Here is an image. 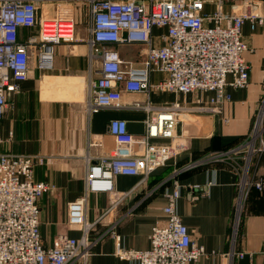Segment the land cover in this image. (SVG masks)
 <instances>
[{"label":"crops","instance_id":"1","mask_svg":"<svg viewBox=\"0 0 264 264\" xmlns=\"http://www.w3.org/2000/svg\"><path fill=\"white\" fill-rule=\"evenodd\" d=\"M254 8L255 13L264 14V4ZM90 23L88 15L75 26V42L55 46L51 70H32L16 91L6 93L0 118V153L37 154L44 159L33 172L35 180L52 186L37 202L43 245L52 246L63 234L80 236L79 229L67 224V204L85 196L86 218L94 224L85 264H137L116 256L117 244L148 249L152 226L165 221V194L179 185L176 210L192 241L205 250L189 264H264V145L255 150L260 137L264 143V129L250 139L260 113L259 127H264V22L246 20L242 25V40L250 49L244 53L250 67L248 85L227 86L230 99L217 112L180 116L175 134L183 148L143 180L140 175H115L110 194L86 189L85 154L92 135L100 136L104 149L91 151L102 153L114 146L107 128L112 118L126 120L128 131L136 136L145 133L146 113L135 103L163 106L175 100L195 104L200 99L206 104L212 93L123 92L122 107L90 110L86 84L99 67L98 60L88 58ZM27 33L22 29L21 39ZM163 33V28L153 29L155 43H160ZM108 46L118 51L122 61L141 60L146 52L141 42ZM162 76L152 72L150 81L155 83ZM236 147L240 148L234 157L227 155ZM258 182L261 189L255 186ZM123 192H127L123 198L115 197Z\"/></svg>","mask_w":264,"mask_h":264},{"label":"built area","instance_id":"2","mask_svg":"<svg viewBox=\"0 0 264 264\" xmlns=\"http://www.w3.org/2000/svg\"><path fill=\"white\" fill-rule=\"evenodd\" d=\"M42 1L0 0V118L6 93L16 91L32 70H51L55 46L76 40L74 15L69 8L58 9L52 15L39 14ZM86 1L91 20L88 58L99 61L96 77L89 78L86 84L90 110L122 107L123 92L212 93L206 104L200 99L195 104L175 100L163 106L135 103L146 113L145 133L136 136L128 131L126 120L112 118L107 128L114 146L102 153L91 151L104 149L100 136L92 135L88 141L90 151L85 154L86 189L110 194L115 175H140L143 180L156 168L166 166L183 148L175 134L180 116L217 112L230 99L227 86L248 85L250 67L244 53L250 49L242 40V25L246 20L264 22V14L254 10L264 0ZM154 28L164 29L160 43H155ZM22 29L28 32L23 39ZM133 42L146 45L141 60L122 61L118 51L108 46ZM152 72L163 76L153 83ZM262 118L260 113L251 140L264 129L260 128ZM263 145L260 137L255 150H261ZM239 148L226 153L233 156ZM43 162L37 154L0 153V264H85L90 254L89 232L94 224L86 218L85 196L67 204V224L79 229L80 236L63 234L52 246L43 245L37 202L52 186L35 180L33 174L34 166ZM255 186L261 189V183ZM180 193L179 185L166 192L162 207L165 221L152 226L148 249L117 244L114 254L137 264H189L204 255L203 246L192 241L176 210Z\"/></svg>","mask_w":264,"mask_h":264},{"label":"rangeland","instance_id":"3","mask_svg":"<svg viewBox=\"0 0 264 264\" xmlns=\"http://www.w3.org/2000/svg\"><path fill=\"white\" fill-rule=\"evenodd\" d=\"M39 6V14L47 13L49 15H52L58 9L69 8V12L74 15L75 25L82 24L89 15L86 0H43L39 2Z\"/></svg>","mask_w":264,"mask_h":264}]
</instances>
